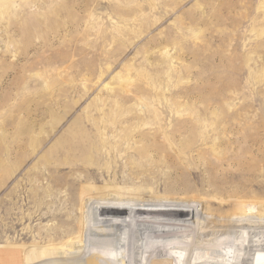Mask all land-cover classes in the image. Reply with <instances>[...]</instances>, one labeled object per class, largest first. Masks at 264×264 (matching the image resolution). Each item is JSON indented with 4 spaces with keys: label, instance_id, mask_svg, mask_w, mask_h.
I'll return each mask as SVG.
<instances>
[{
    "label": "rangeland",
    "instance_id": "obj_1",
    "mask_svg": "<svg viewBox=\"0 0 264 264\" xmlns=\"http://www.w3.org/2000/svg\"><path fill=\"white\" fill-rule=\"evenodd\" d=\"M125 150H216L264 196V0H0V264L43 254L51 167Z\"/></svg>",
    "mask_w": 264,
    "mask_h": 264
},
{
    "label": "bare ground",
    "instance_id": "obj_2",
    "mask_svg": "<svg viewBox=\"0 0 264 264\" xmlns=\"http://www.w3.org/2000/svg\"><path fill=\"white\" fill-rule=\"evenodd\" d=\"M67 155L71 174L50 169L68 192L43 213L54 219L47 245L38 257L21 247V263L264 264V196L239 187L235 158L216 150Z\"/></svg>",
    "mask_w": 264,
    "mask_h": 264
}]
</instances>
